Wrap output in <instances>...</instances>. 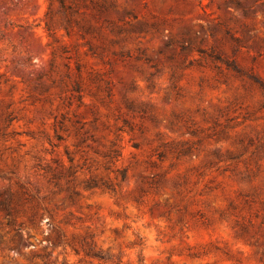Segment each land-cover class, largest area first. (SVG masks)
Segmentation results:
<instances>
[{
    "label": "rangeland",
    "instance_id": "obj_1",
    "mask_svg": "<svg viewBox=\"0 0 264 264\" xmlns=\"http://www.w3.org/2000/svg\"><path fill=\"white\" fill-rule=\"evenodd\" d=\"M0 264H264V0H0Z\"/></svg>",
    "mask_w": 264,
    "mask_h": 264
}]
</instances>
